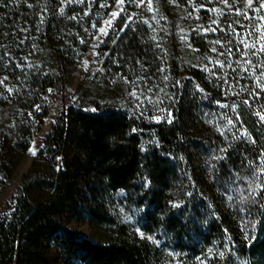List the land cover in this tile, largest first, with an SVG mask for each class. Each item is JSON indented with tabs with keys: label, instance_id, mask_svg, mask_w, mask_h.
<instances>
[{
	"label": "trees",
	"instance_id": "trees-1",
	"mask_svg": "<svg viewBox=\"0 0 264 264\" xmlns=\"http://www.w3.org/2000/svg\"><path fill=\"white\" fill-rule=\"evenodd\" d=\"M117 1L0 0V190ZM154 2L124 5L38 150L0 217V264H264L255 2ZM159 84L170 118L154 122ZM73 220L115 237L93 241Z\"/></svg>",
	"mask_w": 264,
	"mask_h": 264
},
{
	"label": "rangeland",
	"instance_id": "rangeland-1",
	"mask_svg": "<svg viewBox=\"0 0 264 264\" xmlns=\"http://www.w3.org/2000/svg\"><path fill=\"white\" fill-rule=\"evenodd\" d=\"M128 1L129 0H125V3L121 5L118 0L109 16L103 21L98 32L93 37L91 46L85 53L79 68L75 72L69 84L66 86L64 90V95L62 96V98H60L54 103L48 116L45 118V121L42 124L40 130L35 135L27 154L24 156L23 160L21 161L15 173L13 174V177L11 178L9 183L3 189L0 190V217L8 209L14 194L16 193L18 187L21 184L24 174L28 171L29 167L31 166L38 150L43 146L48 133L51 131L58 117L62 114L64 110H67L72 101L88 85L89 81L98 71L101 65L100 59L97 58V55L99 54V49L105 43L107 36L111 33V30L114 27L115 22L119 16L117 15L115 18H113L112 14L114 12H118L120 14L122 11L121 9H123L124 5ZM143 1L144 0H142V2ZM136 2L138 4L142 3L141 0H135V3ZM253 2H255V4L253 5L255 8V13L253 14V16H259V18L261 19V26H264V8H261V5H264V0H252L251 3ZM151 3H155L154 0H151ZM197 10L198 8L192 9L191 7H186L184 8V11L180 13V16H199ZM109 21L111 22L110 25L107 23ZM180 25V34L186 40V28H184L182 23ZM101 29H104L105 31H101ZM263 42L264 33L262 32L256 37V43L259 44ZM247 63H251L249 59L247 60ZM159 86V89L155 91V93L157 92V96L153 98V102L155 103V115L148 116V118H151L154 122H162L170 118V113L167 111L168 109L164 105L167 101L165 103L163 102V96L166 94V91L164 90L162 84H159ZM134 94L137 100L141 98L140 92L134 91ZM70 227L79 231L83 236L97 242H106L112 240L116 234L115 230L112 231L107 227H102L90 221L73 220L70 223ZM128 236L143 237V234L140 230L134 227H130Z\"/></svg>",
	"mask_w": 264,
	"mask_h": 264
},
{
	"label": "snow or ice",
	"instance_id": "snow-or-ice-1",
	"mask_svg": "<svg viewBox=\"0 0 264 264\" xmlns=\"http://www.w3.org/2000/svg\"><path fill=\"white\" fill-rule=\"evenodd\" d=\"M133 2H135V0H133ZM141 2H142V0H141ZM251 2H252V0H249V3L251 4ZM119 3L121 4V5H123L124 3H125V0H119ZM261 8H264V5H261ZM121 10H123V9H121ZM113 18H115L117 15H119V13L118 12H114L113 14ZM109 25H110V21L109 22H107ZM101 31H105L104 29H101ZM262 50H264V49H262Z\"/></svg>",
	"mask_w": 264,
	"mask_h": 264
}]
</instances>
